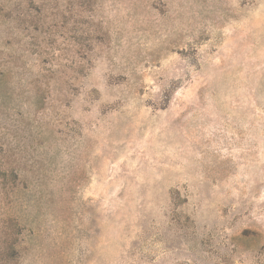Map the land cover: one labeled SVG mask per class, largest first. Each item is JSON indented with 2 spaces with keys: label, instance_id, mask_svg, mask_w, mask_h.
Segmentation results:
<instances>
[{
  "label": "rangeland",
  "instance_id": "obj_1",
  "mask_svg": "<svg viewBox=\"0 0 264 264\" xmlns=\"http://www.w3.org/2000/svg\"><path fill=\"white\" fill-rule=\"evenodd\" d=\"M0 264H264V0H0Z\"/></svg>",
  "mask_w": 264,
  "mask_h": 264
}]
</instances>
